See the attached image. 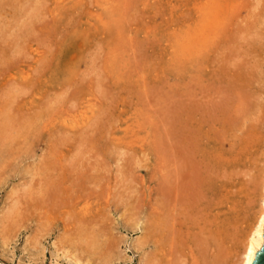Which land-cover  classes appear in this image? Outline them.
<instances>
[{
    "label": "rangeland",
    "instance_id": "374dc122",
    "mask_svg": "<svg viewBox=\"0 0 264 264\" xmlns=\"http://www.w3.org/2000/svg\"><path fill=\"white\" fill-rule=\"evenodd\" d=\"M210 1L0 0V264L241 263L264 0Z\"/></svg>",
    "mask_w": 264,
    "mask_h": 264
},
{
    "label": "bare ground",
    "instance_id": "6f19581e",
    "mask_svg": "<svg viewBox=\"0 0 264 264\" xmlns=\"http://www.w3.org/2000/svg\"><path fill=\"white\" fill-rule=\"evenodd\" d=\"M208 1H210V0H208ZM212 1V0H211ZM210 1V2H211ZM197 2V1H196ZM199 2V1H198ZM198 2H197V5H198ZM202 3V2H201ZM212 3V2H211ZM210 3V4H211ZM208 4V3H207ZM208 6V5H207ZM207 6H206V8H207ZM199 7V6H198ZM201 7H203V6H201ZM205 7V6H204ZM199 9H201V8H199ZM198 10V9H197ZM207 11H209V10H207ZM207 11L205 12V13H207ZM213 11V10H212ZM198 15H199V13H198ZM207 15H208V13H207ZM200 16V15H199ZM202 16L203 15H201V18H202ZM204 17H205V15H204ZM201 23H203V22H201ZM199 49V48H198ZM186 51V50H185ZM178 181V180H177ZM179 182V181H178ZM180 183V182H179ZM177 188V187H176ZM177 190V189H176ZM175 192V189H174V191H173V193ZM179 192H181V191H178V193ZM184 191L182 190V193H180V195L181 194H184V193H186V192H184ZM190 193H191V190L189 191ZM175 194V193H174ZM188 195H189V193H187ZM186 194V195H187ZM178 195L179 194H177L176 196L178 197ZM179 195V196H180ZM185 195V194H184ZM185 195V196H186ZM187 195V196H188ZM175 196V197H176ZM186 196V197H187ZM190 196V195H189ZM174 197V198H175ZM176 197V198H177ZM185 197V198H186ZM170 198H172V197H170ZM175 198V200L177 201V202H179L177 199ZM181 197H179L178 199H180ZM182 198V200L184 199V202L185 203H188V202H186L185 200H187L188 198ZM169 200H171V199H169ZM174 200V199H173ZM180 201V202H182V203H184L183 201ZM168 201V200H167ZM166 201V202H167ZM170 202V201H169ZM164 203V202H163ZM167 205H168V203H167ZM166 205V206H167ZM174 205V204H173ZM177 205V204H176ZM176 205H174V206H176ZM185 206H188V205H186V204H184ZM183 206V205H182ZM185 206H183V207H185ZM179 207V206H178ZM171 208V207H170ZM174 208V207H173ZM176 208V207H175ZM167 209H169L168 207H167ZM167 209H166V211H167ZM177 209V208H176ZM185 209V208H184ZM186 209H187V207H186ZM188 209H189V206H188ZM178 210V209H177ZM176 210V211H177ZM173 211H175V210H173ZM172 211V212H173ZM175 211V212H176ZM172 212H169V213H171V215H173L172 214ZM179 212V211H178ZM181 212V211H180ZM168 213V212H167ZM168 213V214H169ZM167 214V215H168ZM177 214V213H176ZM176 214H174V217L176 216ZM180 214H183V213H180ZM179 214V215H180ZM184 215V214H183ZM168 216H170V215H168ZM173 217V216H172ZM177 217H178V215H177ZM183 217V216H182ZM166 218H168V217H166ZM184 218V217H183ZM171 219V218H170ZM170 219H169V221H170ZM179 220V219H178ZM177 220V221H178ZM167 221V219H165V224H163V223H161L162 225H166L165 227L164 226H161V228H163L164 230L166 229L167 231H170V228L173 230L174 228V230H176V229H178L179 228V226L177 227V221H176V219H174V220H172V222L170 221V225L171 226H169V224H168V222H166ZM179 225V224H178ZM157 227H158V225H157ZM166 227H168V228H166ZM170 227V228H169ZM263 227H264V171H263V177H262V202H261V212H260V215H259V218H258V220H257V222H256V224L255 225H253V230H252V232H251V234L249 233V236H248V240H247V243H246V245H245V249L243 250L244 252H243V257H242V260H241V263L240 264H250V262H251V260H252V258H253V254H254V252L259 248V246L261 245V243H262V229H263ZM169 229V230H168ZM180 229V228H179ZM162 230V229H161ZM174 232V231H173ZM180 232V231H179ZM175 233V232H174ZM165 234H166V232H165ZM171 233H169V232H167V234H166V244L165 243H163V245L165 244V246L167 245V249H165L163 246L161 247L162 249L159 251V254H157L158 255V260L161 262V263H159V264H173V262L175 261L176 262V259L174 260V258H176V257H174L175 256V254L174 253H176L175 252V250H178V249H176V247H175V244H174V239H173V237L175 236V234H173L172 233V235H174L172 238L170 237L171 235H170ZM161 238L162 239H164L165 238V236H164V238H163V236H161ZM168 239V240H167ZM193 239V238H192ZM178 240V239H177ZM164 242V241H163ZM178 242V241H177ZM176 242V243H177ZM181 245V244H180ZM175 247V248H174ZM244 247V246H243ZM180 253V252H179ZM178 253V254H179ZM242 254V253H241ZM177 255V254H176ZM180 256H181V254H179ZM179 257V256H178ZM182 256H181V260H180V262L182 261ZM179 259V258H178ZM174 260V261H173ZM151 264V263H150ZM175 264H179V262L177 263H175ZM238 264V263H237Z\"/></svg>",
    "mask_w": 264,
    "mask_h": 264
},
{
    "label": "water",
    "instance_id": "95a60500",
    "mask_svg": "<svg viewBox=\"0 0 264 264\" xmlns=\"http://www.w3.org/2000/svg\"><path fill=\"white\" fill-rule=\"evenodd\" d=\"M250 264H264V227L262 229V243L254 252Z\"/></svg>",
    "mask_w": 264,
    "mask_h": 264
}]
</instances>
